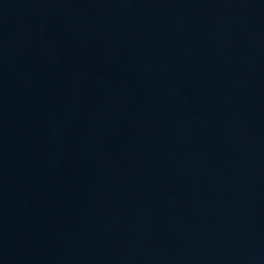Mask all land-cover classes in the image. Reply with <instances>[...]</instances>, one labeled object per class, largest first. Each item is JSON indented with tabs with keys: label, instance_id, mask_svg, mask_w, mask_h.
Segmentation results:
<instances>
[{
	"label": "water",
	"instance_id": "water-1",
	"mask_svg": "<svg viewBox=\"0 0 264 264\" xmlns=\"http://www.w3.org/2000/svg\"><path fill=\"white\" fill-rule=\"evenodd\" d=\"M0 264H264V0H0Z\"/></svg>",
	"mask_w": 264,
	"mask_h": 264
}]
</instances>
